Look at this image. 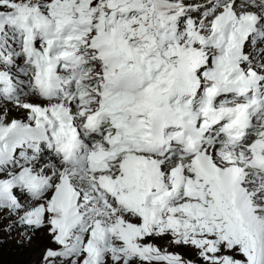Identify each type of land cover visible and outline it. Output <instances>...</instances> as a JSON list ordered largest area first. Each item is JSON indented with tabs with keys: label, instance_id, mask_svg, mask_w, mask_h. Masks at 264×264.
<instances>
[{
	"label": "snow or ice",
	"instance_id": "snow-or-ice-1",
	"mask_svg": "<svg viewBox=\"0 0 264 264\" xmlns=\"http://www.w3.org/2000/svg\"><path fill=\"white\" fill-rule=\"evenodd\" d=\"M5 244L264 264V0H0Z\"/></svg>",
	"mask_w": 264,
	"mask_h": 264
},
{
	"label": "rangeland",
	"instance_id": "rangeland-1",
	"mask_svg": "<svg viewBox=\"0 0 264 264\" xmlns=\"http://www.w3.org/2000/svg\"><path fill=\"white\" fill-rule=\"evenodd\" d=\"M25 256L10 249L7 244L0 250V264H23Z\"/></svg>",
	"mask_w": 264,
	"mask_h": 264
}]
</instances>
